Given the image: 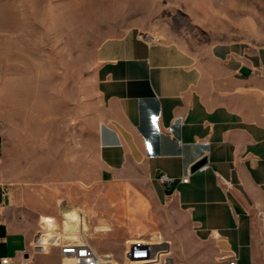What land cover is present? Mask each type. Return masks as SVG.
<instances>
[{
	"label": "crops",
	"instance_id": "0c3cea01",
	"mask_svg": "<svg viewBox=\"0 0 264 264\" xmlns=\"http://www.w3.org/2000/svg\"><path fill=\"white\" fill-rule=\"evenodd\" d=\"M95 59L101 178L114 180L128 170L145 173L163 211L153 214L157 224L149 230L162 234L169 249L188 228L196 244H204L190 248L200 252V264H228L234 252L236 264H256L254 214L264 216V46L219 42L203 56L130 28L104 38ZM242 66L251 73H242ZM1 115L0 109V147ZM204 156L206 165L192 171ZM5 168L0 156V264L4 258L9 264H75L50 243L59 237L90 241L82 228L85 216L63 210L65 229L74 233L75 222L81 228L75 238L54 232L57 215H48L51 209L29 187L12 183ZM163 174L172 180L164 181ZM83 207L92 211L87 203ZM130 238L120 244L126 248ZM93 243L113 254L112 242Z\"/></svg>",
	"mask_w": 264,
	"mask_h": 264
},
{
	"label": "rangeland",
	"instance_id": "374dc122",
	"mask_svg": "<svg viewBox=\"0 0 264 264\" xmlns=\"http://www.w3.org/2000/svg\"><path fill=\"white\" fill-rule=\"evenodd\" d=\"M130 28L203 56L219 42L264 46V0H0L1 162L12 183L29 187L51 209L48 215H57L54 232L75 238L81 225L75 222L71 233L62 215L76 210L92 244L112 242L119 261L120 242L155 235L153 214L163 213L143 171L101 178L95 51L104 38ZM104 223L111 228L101 230ZM184 231L170 244V264H200V252L190 248L204 244ZM253 244L256 264H264V216L258 213Z\"/></svg>",
	"mask_w": 264,
	"mask_h": 264
},
{
	"label": "built area",
	"instance_id": "2783aa9c",
	"mask_svg": "<svg viewBox=\"0 0 264 264\" xmlns=\"http://www.w3.org/2000/svg\"><path fill=\"white\" fill-rule=\"evenodd\" d=\"M206 165V164H205ZM204 165V166H205ZM203 166V167H204ZM164 181L170 182L172 178L167 174L162 175ZM183 181L189 180V175L186 174L182 178ZM50 244L59 246L60 252L74 259L75 264H170V250L168 242L160 235H150L149 237H133L127 240V246L124 250V259L119 261L111 253H102L98 251L90 241L84 236H79L78 239H62L58 238ZM38 248L46 250L41 244ZM238 259L234 255L228 260V264H236ZM3 264H9V258L2 260Z\"/></svg>",
	"mask_w": 264,
	"mask_h": 264
},
{
	"label": "water",
	"instance_id": "95a60500",
	"mask_svg": "<svg viewBox=\"0 0 264 264\" xmlns=\"http://www.w3.org/2000/svg\"><path fill=\"white\" fill-rule=\"evenodd\" d=\"M240 71L246 75L250 74L251 73V69L247 66H242L240 68ZM207 163V158L206 156L200 158L199 160H197L194 164H192L191 166V170L194 171V170H197L201 167H203L205 164Z\"/></svg>",
	"mask_w": 264,
	"mask_h": 264
}]
</instances>
